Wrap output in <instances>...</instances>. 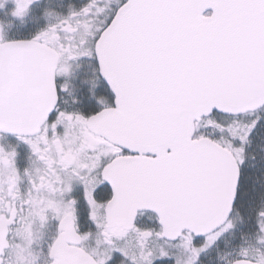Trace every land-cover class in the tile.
<instances>
[{
	"label": "snow or ice",
	"instance_id": "obj_1",
	"mask_svg": "<svg viewBox=\"0 0 264 264\" xmlns=\"http://www.w3.org/2000/svg\"><path fill=\"white\" fill-rule=\"evenodd\" d=\"M0 264H264V0H0Z\"/></svg>",
	"mask_w": 264,
	"mask_h": 264
}]
</instances>
